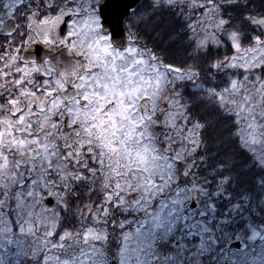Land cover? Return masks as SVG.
Returning a JSON list of instances; mask_svg holds the SVG:
<instances>
[{
  "label": "snow or ice",
  "instance_id": "snow-or-ice-1",
  "mask_svg": "<svg viewBox=\"0 0 264 264\" xmlns=\"http://www.w3.org/2000/svg\"><path fill=\"white\" fill-rule=\"evenodd\" d=\"M259 4L0 0V264H264ZM152 21L206 70L150 48ZM209 89L236 107L226 115L255 199L222 186L191 138L202 122L188 101ZM100 117L117 123L112 148L142 164L113 162Z\"/></svg>",
  "mask_w": 264,
  "mask_h": 264
},
{
  "label": "trees",
  "instance_id": "trees-1",
  "mask_svg": "<svg viewBox=\"0 0 264 264\" xmlns=\"http://www.w3.org/2000/svg\"><path fill=\"white\" fill-rule=\"evenodd\" d=\"M260 7L262 6L259 4V0H256V8ZM155 27H157L155 21L149 22L145 29L142 30V36L150 48L155 47L157 49L158 55L178 65L187 62L188 67L195 71L206 70L205 59L207 57L201 56L191 60L187 55V49L183 41L172 43L171 41L161 42L156 40L152 31L148 30ZM166 31L165 28H160L162 35ZM211 55L213 54L210 53L209 57ZM218 83H223L222 77L218 78ZM188 102L191 104L193 120L202 122L199 127H204L205 124L208 125L203 134L198 130L199 143L197 145L202 158L208 165V171L214 172L217 179L221 178V172H223L222 178L225 181V185L222 186H226L227 181L231 180L245 192L246 196L255 199L259 189L253 187L251 191L247 190L249 185L245 181L249 177L242 172L246 167V157L241 153L240 148L232 138L234 134L230 128L231 120L226 115L228 112L205 93L191 97Z\"/></svg>",
  "mask_w": 264,
  "mask_h": 264
},
{
  "label": "rangeland",
  "instance_id": "rangeland-1",
  "mask_svg": "<svg viewBox=\"0 0 264 264\" xmlns=\"http://www.w3.org/2000/svg\"><path fill=\"white\" fill-rule=\"evenodd\" d=\"M206 95H208L209 97L213 98L218 104L219 106L224 109L225 111L232 112V111H236V107L233 104V101L229 98V94L227 92H220V93H216L215 89H209L206 91L205 93ZM223 97V99H220V97ZM115 126H116V131H117V123L115 121ZM200 130L199 126H195L193 125L191 127V138L194 140L196 146L199 143V137H198V133ZM116 138H118L117 136V132H116ZM245 147H249V145L245 144ZM122 145L119 148H113L114 151H116V159H117V164L120 166H127V167H132L134 164H136L137 162H140L142 164V162L146 159L145 155L142 152H137L135 154H133L131 151L128 150H123L122 151ZM260 159H261V164L264 165V152L259 153ZM129 157H131V161L127 164V165H123V161L129 160Z\"/></svg>",
  "mask_w": 264,
  "mask_h": 264
},
{
  "label": "flooded vegetation",
  "instance_id": "flooded-vegetation-1",
  "mask_svg": "<svg viewBox=\"0 0 264 264\" xmlns=\"http://www.w3.org/2000/svg\"><path fill=\"white\" fill-rule=\"evenodd\" d=\"M107 123V121H105L104 119H103V117H100V119H99V127H100V129H101V135L102 136H104L105 137V141H106V143H107V145L109 146V148L110 149H112V151H114L113 150V148H112V139H113V137H116V126H115V119H113L112 120V126H111V129H106V128H104V125ZM114 153H115V155H116V151H114ZM115 164H117V159H116V156H115V158H114V161H113ZM118 165V164H117Z\"/></svg>",
  "mask_w": 264,
  "mask_h": 264
}]
</instances>
